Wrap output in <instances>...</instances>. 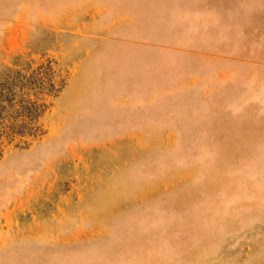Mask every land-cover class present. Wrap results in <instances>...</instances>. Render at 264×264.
Segmentation results:
<instances>
[{"label": "rangeland", "instance_id": "1", "mask_svg": "<svg viewBox=\"0 0 264 264\" xmlns=\"http://www.w3.org/2000/svg\"><path fill=\"white\" fill-rule=\"evenodd\" d=\"M0 133V264H264V0H0Z\"/></svg>", "mask_w": 264, "mask_h": 264}, {"label": "trees", "instance_id": "2", "mask_svg": "<svg viewBox=\"0 0 264 264\" xmlns=\"http://www.w3.org/2000/svg\"><path fill=\"white\" fill-rule=\"evenodd\" d=\"M35 105V104H34ZM34 105L31 107V109H34L35 110V107H34ZM34 115V113H32V116ZM29 132H32L31 131V129L30 130H28V131H22L21 133H18V134H27V133H29ZM2 133H0V135H1ZM3 149H4V145H3V142L1 141V139H0V155L2 154V152H3Z\"/></svg>", "mask_w": 264, "mask_h": 264}]
</instances>
